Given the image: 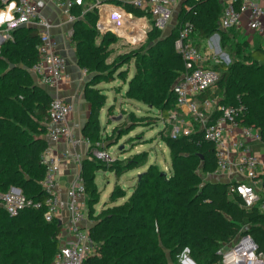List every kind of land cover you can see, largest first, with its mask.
<instances>
[{
	"label": "trees",
	"instance_id": "16d2710c",
	"mask_svg": "<svg viewBox=\"0 0 264 264\" xmlns=\"http://www.w3.org/2000/svg\"><path fill=\"white\" fill-rule=\"evenodd\" d=\"M126 1L99 0V3L113 2L132 15H145ZM190 2V9L182 7L176 21L179 26L183 20L193 21L191 41L203 48L193 37L197 33L204 41L217 30L222 5L217 0ZM93 3L94 0H83L81 5L69 8L74 16L71 40L76 62L91 73L90 82L104 79L99 69L107 56L104 41H114L113 36L107 37L111 33L106 32L96 43L100 35L96 26L99 5L87 8ZM234 29L237 30L223 31ZM177 33L161 35L155 27L148 32L151 44L147 52L135 59V75L127 92L156 109L170 127V112L181 114L172 91L173 83L184 71L174 48ZM10 36L0 42V190L13 186L29 197L42 198L40 181L45 167L40 156L47 146L45 134L51 97L29 73L38 58L39 35L35 27L24 26L14 28ZM241 54L249 59L248 63L233 58L228 64L211 65L219 73L218 104H241L238 124L257 130L264 144V48L252 46ZM208 95L209 90L199 97ZM85 97L90 111L82 133L92 141L98 136L99 112L105 96L90 88L85 90ZM218 113L213 109L210 118ZM164 142L169 147L174 173L166 177L156 165L150 164L132 186V193L100 217L92 211L88 198V192H95L97 167L83 161L80 176L85 186L88 218L90 214L94 216L90 233L96 244L95 253L87 255L83 264H168L166 252L175 259L184 249L195 263L211 264L219 258L217 250L241 233L250 234L259 249L264 250V209L256 205L245 208L237 194L228 192L230 182L203 181L196 172L200 168L203 173L213 175L216 169L213 143L204 140L200 131L174 139L167 136ZM261 178L264 185V172ZM120 196L115 189L111 191L112 200ZM60 229L56 219L51 222L43 219L42 209L25 208L11 217L0 207L1 264L51 263L59 246Z\"/></svg>",
	"mask_w": 264,
	"mask_h": 264
},
{
	"label": "built area",
	"instance_id": "2783aa9c",
	"mask_svg": "<svg viewBox=\"0 0 264 264\" xmlns=\"http://www.w3.org/2000/svg\"><path fill=\"white\" fill-rule=\"evenodd\" d=\"M55 1L64 6L68 19L73 21L74 16L69 13V8L74 4L81 5L83 0ZM190 1L194 3L199 0H127L126 2L143 10L145 15H149L153 26L163 31L174 16L175 5L177 3L180 5L179 11L182 7L189 10ZM217 1L222 5L218 21L219 29L240 27L242 17L246 14V25L252 30L264 33V0ZM2 3L0 14L5 16L1 21H5L9 28L14 29L20 24H25L37 29L38 58L29 68L35 82L54 87L67 80L69 78L67 59L56 48L51 33L52 23L39 12L33 0H2ZM92 5H100L99 0H94V3L87 8H91ZM193 33V21L183 20L174 41V48L180 55L184 71L172 85L175 102L181 114L172 111L168 116L171 122L170 137L174 139L200 131L203 139L213 143L215 148L216 169L213 175L221 173L225 180L230 182L228 192L237 194L245 208L256 205L264 209V185L261 178L264 159H260L251 150L246 140L247 138L259 140L257 130L238 124L237 117L243 110L241 104L221 105L218 104V98L199 97L214 87L219 78L218 71L211 65L218 62L228 63V56L219 45L217 32L204 38L203 48L192 43ZM215 49L220 50L221 54L217 56L214 53ZM82 72L87 73L86 69H82ZM215 108L219 113L211 119L210 115ZM72 111L71 103L59 96L51 97L45 134L47 146L40 156L41 163L45 167L40 181L43 197H29L13 186L5 191L0 190V207L9 216L14 217L25 208L42 209V216L46 222L56 219L58 224H61L58 235L59 246L52 264H83L86 256L96 251V244L90 233L92 222L87 214L84 181L80 176L81 160L86 153L100 159L106 153L98 143L93 144L88 135L73 130L69 122ZM237 130H239V138L235 137L228 142L225 133L235 135ZM60 143L65 148L56 151L55 145ZM68 164H74V167L77 165V168L70 180L63 184L60 177L61 166ZM217 254L219 258L211 264H264V250L259 249L248 233L236 235L230 242L223 244L217 250ZM177 257L181 264H197L188 255L187 249Z\"/></svg>",
	"mask_w": 264,
	"mask_h": 264
},
{
	"label": "rangeland",
	"instance_id": "374dc122",
	"mask_svg": "<svg viewBox=\"0 0 264 264\" xmlns=\"http://www.w3.org/2000/svg\"><path fill=\"white\" fill-rule=\"evenodd\" d=\"M179 6L178 3L175 5L174 16L169 26L161 31V35L176 34L178 31L180 26L176 18ZM0 15L5 16V14ZM118 15L121 19L116 25L117 29L108 30L97 27L100 35L96 43H99L101 36L106 32L111 33L107 37H114L113 42L107 43L104 41L107 56L99 68L102 71L104 80L107 81V83L101 85L110 88L109 90L105 89L106 95H104V105L109 106L106 114H104V111L100 113L98 136L92 138L93 144L98 143L106 155L100 159L86 153L83 154L81 160V167L84 160L89 161L91 166L97 167L94 177L95 192H88V198L92 211L94 214H98L99 217L110 207L120 204L132 193V186L136 184L138 176L145 172L150 164L156 165L157 170L166 177L174 173V167L169 157V147L164 142L165 137L170 136V125L164 121L156 109L130 97L127 93L130 81L135 75V59H139L140 55L147 52V47L151 44L148 43V32L154 26L148 16L133 15L134 19L129 20L125 14ZM140 18H144V24H141ZM129 26H132L133 30L141 35L136 37L133 34L134 32L130 33ZM12 31L13 28H9L5 21L0 22V38L6 36V39ZM214 32L219 34V45L228 56V63L233 58L243 63L249 62V59L242 56L241 53L250 49L253 44L247 41L242 28L223 31L217 25V30ZM222 32L226 36H223ZM10 37L12 38V36ZM225 38L229 40L226 42ZM193 41L203 47L201 35L196 33ZM223 44H226L228 50H225ZM216 49L214 53L218 56L221 53L220 50ZM223 57L222 59L225 61ZM217 69L221 72L219 68ZM29 73L31 74L30 71ZM217 89L220 92V87L215 85L212 90ZM255 148L259 152L264 151L261 142L256 143ZM87 166L89 164L84 166L83 169L85 170ZM76 168L77 165H75L74 171H76ZM196 172L203 181L220 178L219 176L203 173L200 168L196 169ZM113 189L122 196L112 200L110 195ZM91 215L90 221L94 218ZM166 253L168 264H181L178 257L173 259L168 252ZM1 263L2 256H0ZM46 264L52 263L48 261Z\"/></svg>",
	"mask_w": 264,
	"mask_h": 264
},
{
	"label": "crops",
	"instance_id": "0c3cea01",
	"mask_svg": "<svg viewBox=\"0 0 264 264\" xmlns=\"http://www.w3.org/2000/svg\"><path fill=\"white\" fill-rule=\"evenodd\" d=\"M33 2L38 7L39 12L52 23L51 33L56 42V48L59 53L63 54L67 59V71L69 73V78L65 81L60 82L54 87H48L37 83L45 92H47L50 97L59 96L64 100L69 99L73 106V111L70 114L69 122L73 130L77 133H82L83 127L87 122V118L90 111V103L85 97V90L90 88H96L98 91L104 95L105 89L109 90L108 86L101 85L102 83H107L106 80H91V73L87 72L83 74L82 68H80L76 62L75 57V46L71 40L70 31L72 30L73 21L68 19V13L65 10L64 6L59 4L55 0H33ZM92 3V1H90ZM175 11V10H174ZM118 14H125L129 20H133L134 17L132 14L126 12L119 4L113 2H104L97 7V27L99 29L104 28L108 30L117 29L120 21V16ZM145 16V15H144ZM141 19V24H144V18ZM172 20V19H171ZM128 21V20H127ZM247 15H243L241 20L240 27L236 28L243 29L246 34V39L252 46H261L264 48V33H259L258 31L250 29L246 25ZM130 33L134 32L136 37H139L141 34L133 30L132 26H129ZM131 36V34H130ZM141 39V38H140ZM33 78V77H32ZM34 80V78H33ZM35 82V80H34ZM209 89L208 97L219 99L220 92L219 90ZM212 90V91H211ZM109 105H103L99 115L104 111V114L107 113V107ZM185 110L184 107H182ZM225 138L228 142H231L235 137L239 138V130L235 135H229L225 133ZM247 143L251 147V150L260 158L264 159V151L259 152L255 148L256 143L261 142L258 139L247 138ZM263 149L264 144L261 142ZM56 151L64 149L65 146L60 143L55 145ZM264 172V171H263ZM61 183H65L70 180L74 175V164H68L67 166L62 165L60 171ZM214 176H219L220 178L214 179V181H226L225 177L221 173L214 174Z\"/></svg>",
	"mask_w": 264,
	"mask_h": 264
},
{
	"label": "water",
	"instance_id": "95a60500",
	"mask_svg": "<svg viewBox=\"0 0 264 264\" xmlns=\"http://www.w3.org/2000/svg\"><path fill=\"white\" fill-rule=\"evenodd\" d=\"M24 26H25V24H20V25H19V27H24ZM3 40H4V38H0V42L3 41ZM65 101H66V102H70L69 99H65ZM140 176H141V175H139L138 178H140Z\"/></svg>",
	"mask_w": 264,
	"mask_h": 264
},
{
	"label": "clouds",
	"instance_id": "9594fccd",
	"mask_svg": "<svg viewBox=\"0 0 264 264\" xmlns=\"http://www.w3.org/2000/svg\"><path fill=\"white\" fill-rule=\"evenodd\" d=\"M0 17H3V18H4V16H3V15H0ZM9 19H10V17H9Z\"/></svg>",
	"mask_w": 264,
	"mask_h": 264
},
{
	"label": "snow or ice",
	"instance_id": "6c2138e0",
	"mask_svg": "<svg viewBox=\"0 0 264 264\" xmlns=\"http://www.w3.org/2000/svg\"><path fill=\"white\" fill-rule=\"evenodd\" d=\"M0 19H2V17H0Z\"/></svg>",
	"mask_w": 264,
	"mask_h": 264
}]
</instances>
